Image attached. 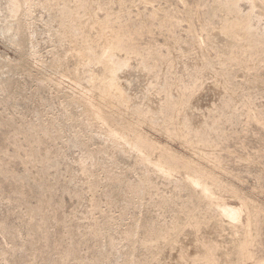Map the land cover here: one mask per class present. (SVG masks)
Wrapping results in <instances>:
<instances>
[{
    "label": "rangeland",
    "instance_id": "1",
    "mask_svg": "<svg viewBox=\"0 0 264 264\" xmlns=\"http://www.w3.org/2000/svg\"><path fill=\"white\" fill-rule=\"evenodd\" d=\"M75 1L54 0L51 10L47 0H31L32 6L23 0L18 16L12 19L9 0H0V264H93L99 256L104 264H124L126 257L139 264H175L171 258L179 247L191 252L197 243L200 246L210 242L220 251L214 255L216 264L264 262V47H255L259 38L264 41V8L257 4L260 1L264 5V0H236L235 3L232 0L237 5L234 10L227 8L230 0H84L87 8L79 9L80 20ZM27 9L31 12L30 17L24 16ZM249 14L251 20L248 22L246 17ZM71 17L81 24L77 23L81 27L77 37L80 38L82 32L85 34L82 41L85 46L80 45L75 37L65 35L63 23L71 21ZM235 21L238 24L248 22V30L237 29L223 34L222 27ZM16 24L21 28L17 36L13 33ZM122 27L127 30L123 33L124 40L131 41L150 65H158L157 70L148 72L138 59H126L127 68L124 67L121 73L117 71L120 76L117 72L114 75L116 90L110 86L108 70H117L118 58L124 60L126 56L120 53L111 60L107 56L110 51L108 42ZM18 39L23 42V47L16 45ZM101 48H105L103 53ZM74 77H78L80 86L72 83ZM168 78L167 93L171 101L182 99V102H188L170 124L186 136L191 145H185L179 139H166L163 131L158 130L160 126L169 127L158 112L164 102L163 81ZM56 81L62 87V92L57 95L52 88ZM5 86L12 90L5 93ZM97 86L105 90L102 99L110 96L114 117L119 120L122 117L124 123L120 120L121 124L128 126L138 119H153L157 128L146 124H140L142 127L138 128L157 148L165 147L172 154L189 158L201 170L207 169L214 178L222 180V184L233 189V193L223 192L226 204L238 207L239 199H244L251 206L256 215L252 227L257 233L252 231L256 237L253 235L255 239L249 248L253 256L249 260L241 262L234 248L235 240L242 237L240 230H236L234 235L225 228L222 234L217 233L213 231L215 221L209 219L210 216L206 218L210 222L205 219L207 223L201 224L199 232L186 226L182 223L184 211L181 205L187 200L185 192H174L172 186L163 185L153 176L151 185L142 190L140 185L144 172L134 159L108 144L105 147L100 137L94 138L93 129L88 127L86 131L85 126H80L84 118L81 114L83 109L80 104L72 105L70 98L76 96L80 89H92L95 95L92 101L101 105L103 100L100 102L99 96L102 89ZM117 101L126 105L122 116L116 112ZM53 116L62 120L63 131L52 129L48 119ZM186 118L188 121H184ZM204 123L207 126L202 139L211 142L205 146L197 144L193 137ZM212 125H215L214 129ZM82 140L89 141L88 148L93 152L90 159L88 151L80 144ZM158 153L154 150L151 158L156 159ZM81 160L85 161L87 172L80 165ZM215 161L219 168L214 166ZM174 177L179 181L183 174H175ZM95 188L97 195L93 193ZM75 189L79 194L75 192L77 195L73 196L68 192L72 190L74 193ZM133 190L136 194L131 197L129 192ZM92 197L99 205L93 214ZM160 198H169L174 203L171 208H156ZM193 209L191 212L193 215L196 213L195 217L198 212L199 217L201 212L207 211ZM174 218L185 225L181 226L183 229L177 228L180 234L171 230ZM242 219L244 224L245 217ZM136 221L137 233L132 237L131 245L126 235ZM164 227L171 233L173 231L171 235L175 234L176 238L171 239L168 232V239L164 242L167 246L162 244V251L153 252L155 257L151 260V254L139 247V243H154L155 235ZM92 229L96 231L97 238H85V233ZM174 239L176 241H172ZM173 245L177 247L175 250ZM166 255H170L169 259ZM105 257H109V261ZM189 260L194 264H205L194 255Z\"/></svg>",
    "mask_w": 264,
    "mask_h": 264
},
{
    "label": "bare ground",
    "instance_id": "2",
    "mask_svg": "<svg viewBox=\"0 0 264 264\" xmlns=\"http://www.w3.org/2000/svg\"><path fill=\"white\" fill-rule=\"evenodd\" d=\"M23 0H9V3H8V5H9V7H10V16H11V18L13 19H15L16 18V16H18V12H19V8H20V2H22ZM25 2H28L29 3V1H31V0H24ZM34 1V0H33ZM52 1L54 2V0H47V5H48V7L49 6H51L52 5ZM67 1V0H66ZM71 1H73V0H71ZM234 1H236V0H233V2ZM239 1V0H238ZM250 2H251V0H249ZM253 1V0H252ZM75 2H77V5H78V12L76 11V14L78 15L79 14V9L81 10H83L84 8H87V7H85L86 5H87V3L85 4V2H84V0H76ZM74 2V4H76ZM146 2V1H145ZM232 2V0H230V3H229V5H228V9H230V10H234V6H237V5H235L234 3ZM257 2V1H256ZM24 3V2H23ZM31 3V2H30ZM29 3V4H30ZM33 3V2H32ZM31 3V4H32ZM37 3V2H36ZM46 3H45V5H46ZM30 4V5H31ZM237 4V3H236ZM258 4V6H260V7H262V8H264V5L263 4H261L260 3V1L257 3ZM25 5V4H24ZM28 5V4H27ZM77 5H74V6H77ZM23 6V5H22ZM29 6V5H28ZM27 6V7H28ZM32 6V5H31ZM30 6V7H31ZM44 6V5H43ZM25 7V6H24ZM46 7V6H45ZM219 7L221 8V5H219ZM52 6H51V10H52ZM252 8H254V6L252 5ZM73 9H74V7H73ZM47 10V9H46ZM45 10V11H46ZM49 10V9H48ZM50 10V11H51ZM76 10V9H75ZM89 10V9H88ZM229 10V11H230ZM238 10V9H237ZM74 11V10H73ZM81 12V11H80ZM83 12V11H82ZM231 12V11H230ZM66 14V13H65ZM71 14V13H70ZM75 14V13H74ZM28 15H29V17H30V15H31V12L27 9L26 11H25V15L24 16H27L28 17ZM250 15L251 14H249V16H247L246 18H247V21L249 22V20H251L250 19ZM22 16V15H21ZM66 16V15H65ZM69 16V15H68ZM72 17H74V15L72 14L71 15ZM76 16V15H75ZM91 16H93L92 14H91ZM236 16H237V14H236ZM245 16V15H244ZM72 17H71V19H72ZM77 17V16H76ZM241 17V16H240ZM79 20L81 19L80 18V14H79ZM93 18V17H92ZM109 18V17H108ZM242 18H243V16H242ZM66 19V18H65ZM64 19V20H65ZM76 19V18H75ZM236 19V18H235ZM243 19H245V18H243ZM95 20V19H94ZM234 20V19H233ZM246 20V19H245ZM11 21V20H10ZM60 21V20H59ZM61 21H63V20H61ZM68 21V20H67ZM75 21V20H74ZM73 21V19L71 20V21H69V22H65V23H63V28H64V32H65V35H67V36H71V37H75L77 40H79V42H80V45H81V43L83 44V37L85 36V34L83 35L82 33L80 34V35H82L80 38H78L79 36V32H81L80 31V28H79V25H81L80 24V22H79V25L76 23V21L74 22ZM95 21H97V20H95ZM108 21H109V19H108ZM238 21V20H237ZM241 21V20H240ZM244 21V20H243ZM103 22V21H102ZM239 22V21H238ZM238 22L236 23V21L234 22V23H230V24H226L225 26H224V23H223V26L224 27H222V29H223V34L225 33L226 34V32H230V31H232V30H237V29H240V30H242L243 32H244V30H248V22L247 23H245V24H238ZM92 23V22H91ZM105 23H106V19H105ZM241 23V22H240ZM99 24V23H98ZM21 25H22V23H21ZM24 25V24H23ZM97 25V24H96ZM100 25V24H99ZM104 25V24H103ZM106 25H108L107 23H106ZM110 25H111V23H110ZM92 26H95V24L94 25H92ZM92 26H91V28H92ZM102 26V25H101ZM10 27V26H9ZM86 27V26H85ZM6 28V27H5ZM4 28V29H5ZM15 28V29H14ZM94 28V27H93ZM107 28V27H106ZM13 33H14V35L15 36H17L20 32H21V28H20V26L19 25H17L16 24V26H14L13 27ZM86 29H87V27H86ZM98 29H100V28H98ZM102 29V28H101ZM109 29V28H108ZM9 30V29H8ZM10 30L12 31V28H10ZM92 30V29H91ZM102 30H104V29H102ZM111 30H113V28L111 29ZM239 30V31H240ZM5 32H6V30H4ZM23 31V30H22ZM82 31H83V28H82ZM85 31V30H84ZM115 31V30H114ZM119 32H115L114 33V35H113V37H112V39H109V42H108V44H109V46H110V51H108L109 52V54H107L108 52H106V54H107V56L109 55V57L111 58V60H112V57H114L115 58V56L117 55V56H119L120 55V53H122V54H124L126 57H123L124 58V60H122L120 57L118 58L119 59V62L117 63V70H116V68L115 69H111V70H108L109 71V75H110V77H108V78H110V80H109V82H110V86H111V88H116V86H115V84H114V75L116 74V72L117 71H119V73H121L122 71L121 70H123V68L125 67V68H127L125 65L127 64L126 62H128V61H126V59L127 60H129V58H131V59H133V58H136V59H138L139 60V63L146 69V70H148V72H149V70H155L156 68H157V65H158V63H157V59H156V63L157 64H153V65H150L147 61H146V59H145V57H144V55L142 54V52H140L139 50H137V48H135L130 42L131 41H125L124 39H125V36H124V34H125V32H127V30L124 28V27H122V28H119V30H118ZM4 32V33H5ZM25 32V31H24ZM63 32V33H64ZM104 32H105V30H104ZM8 33V32H7ZM27 33V32H26ZM101 33V32H100ZM124 33V34H123ZM196 33V32H195ZM248 33V32H247ZM11 34V33H10ZM59 34V33H58ZM57 34V35H58ZM104 34V33H103ZM111 34V33H110ZM222 33H220V35H221ZM230 34V33H229ZM232 34V33H231ZM4 35V34H3ZM12 35V34H11ZM23 35H24V37L26 36V34L25 33H23ZM245 35H246V33H245ZM61 36V35H60ZM78 36V37H77ZM100 36H103V35H100ZM107 36V35H106ZM194 36V35H193ZM192 36V37H193ZM14 37V36H13ZM21 37V36H20ZM23 37V38H24ZM28 37V36H27ZM68 37V38H69ZM108 37V36H107ZM195 37V36H194ZM84 38H86V37H84ZM22 39V38H21ZM72 40L74 39V38H71ZM19 40V39H18ZM71 40V41H72ZM105 40V39H104ZM107 40V39H106ZM9 41V40H8ZM12 41H14V40H12ZM10 42H11V40H10ZM16 42V41H15ZM74 42V41H73ZM22 43L23 42H21L20 40H19V42L16 44V45H18V46H22ZM30 43V42H29ZM75 43V42H74ZM84 43H86V42H84ZM104 43V42H103ZM76 44V43H75ZM107 44V43H106ZM14 45V44H13ZM16 45H15V47H16ZM26 45V44H25ZM87 45V44H86ZM103 45V44H102ZM257 45V44H256ZM83 46H85L84 44H83ZM264 47V41H263V39L262 38H259L258 39V45L257 46H255V47H257V49L259 48V47ZM23 47V46H22ZM29 47V46H28ZM81 47V46H80ZM87 48H89V47H87ZM87 48H83V49H87ZM97 48V47H96ZM100 48V47H99ZM20 49V48H19ZM19 49H18V51H19ZM98 49V48H97ZM103 49H105V48H101V50H102V53H103ZM256 49V50H257ZM96 50V49H95ZM17 51V52H18ZM83 51H86L87 52V50H83ZM106 50H104V52H105ZM24 52V51H23ZM22 53V52H21ZM88 53V52H87ZM90 53H92V52H90ZM96 53V52H95ZM100 53V52H99ZM101 53V54H102ZM149 53V52H148ZM147 53V54H148ZM80 54H83V53H80ZM94 54V53H93ZM105 54V53H104ZM119 54V55H118ZM77 56H79L78 55V53L76 54ZM87 55V54H86ZM96 54H94V56H95ZM150 55V54H149ZM29 56H30V53H29ZM32 56V55H31ZM87 56H91L90 54L89 55H87ZM93 56V57H94ZM99 56H100V54H99ZM106 56V57H107ZM75 57V56H74ZM82 57V56H81ZM102 57L103 58H105L104 57V55L102 54ZM149 57V56H148ZM148 57H147V60H148ZM84 58V57H83ZM82 58V59H83ZM92 58V57H91ZM90 57L88 58V59H91ZM117 58L115 59V61L117 62L118 60H117ZM80 59V58H79ZM109 59V58H108ZM107 58H106V60L107 61H109ZM101 60V59H100ZM228 60H230V59H228ZM228 60L226 61V63H228ZM84 61H86V59L84 60ZM88 61V60H87ZM94 61V60H93ZM102 61V60H101ZM162 61V60H161ZM58 62V61H57ZM90 62V61H89ZM106 62V61H105ZM111 62V61H110ZM160 62V61H159ZM27 63V62H26ZM95 63V62H94ZM107 63H109V62H107ZM113 63V62H112ZM155 63V62H154ZM197 63V62H196ZM14 64V63H13ZM82 64V63H81ZM84 64H85V62H84ZM89 64V63H88ZM93 64V63H92ZM98 64V63H97ZM111 64V63H110ZM109 64V65H110ZM114 64V63H113ZM129 64V63H128ZM199 64V63H198ZM11 65V64H10ZM57 65V64H56ZM115 65V64H114ZM161 65V64H160ZM84 66V65H83ZM162 66V65H161ZM105 67H107V66H105ZM112 67V66H111ZM143 67H141V68H143ZM191 67V66H190ZM189 67V68H190ZM20 68V67H19ZM104 68V67H103ZM103 68H101L102 70H103ZM109 68H110V66H109ZM108 68V69H109ZM124 68V69H125ZM140 68V67H139ZM60 69V68H59ZM86 69V68H85ZM106 68H104V72L106 71L105 70ZM169 69V68H168ZM157 70V69H156ZM198 70H200V68H198ZM121 71V72H120ZM144 71V70H143ZM70 72V71H69ZM87 72V71H86ZM107 72V71H106ZM105 72V73H106ZM118 73V72H117ZM119 73H118V75H119ZM152 73V72H151ZM76 76H78L77 75V73H74ZM163 75V74H162ZM83 75H81V77H82ZM103 76H104V74H103ZM106 76H107V74H106ZM120 76V75H119ZM43 77V76H42ZM59 77V76H58ZM158 77V76H157ZM69 78V77H68ZM78 77H74V79H73V82L72 83H74V84H76L77 86H80L79 85V81H78V79H77ZM46 79V78H45ZM81 79V78H80ZM117 78H115V80H116ZM82 80V79H81ZM147 80V79H146ZM164 80V79H163ZM46 81H47V79H46ZM53 81V80H52ZM92 81V80H91ZM105 82H106V80H104ZM103 81V82H104ZM44 82V81H43ZM97 82V81H96ZM163 82H165V86H164V84H163V86H164V88H163V91H162V88H161V90L160 91H162V94L164 95V102H163V104L160 106V109H159V113H160V115H161V117H162V121L163 122H165V124H168L169 123V127L167 128V126L165 125V124H163V123H161V124H163V125H165V128L162 126H158L159 128H158V130L160 129V130H162L163 131V133L167 136L166 137V139L167 138H169V139H179V140H181L185 145H191V143L189 142V140L186 138V136H183V135H181L180 133H178L179 131H178V129L176 130L175 129V127L174 126H172L171 124H170V122H171V120H173V118H174V116L175 115H177V113L179 112V110L186 104V103H188V102H182V99L181 100H178V102L176 101V102H172L171 101V99L169 98V96H168V93H167V90H168V86H169V78H168V80L166 81V80H164ZM89 83H91V82H89ZM99 83H101V82H99ZM116 83V82H115ZM119 83V82H118ZM93 84V83H92ZM97 85H99L98 83H96ZM60 85H61V83L59 82V81H56L55 83H53V85H52V88H53V91L55 92V94L57 95V94H59V93H61L62 91L60 90V88H62V87H60ZM101 85V84H100ZM199 85V84H198ZM203 85V84H202ZM6 86H7V84H6ZM6 86H5V88H6ZM11 86V85H10ZM77 86H76V88H77ZM102 86H104V84L102 85ZM106 86L108 87V85L106 84ZM215 86V85H214ZM88 87H91L90 85L88 86ZM97 87H101V86H97ZM106 87V88H107ZM118 87V86H117ZM152 87V86H151ZM187 87V86H186ZM9 87H7L6 89H3L4 90V92L6 91V92H8V89ZM82 88V87H81ZM105 88V89H106ZM89 89V88H88ZM101 89H102V87H101ZM107 89H109V88H107ZM121 89V88H120ZM196 89V88H195ZM198 89V88H197ZM219 89V88H218ZM10 90H12L11 88H10ZM9 90V91H10ZM78 90H79V87H78ZM92 90V89H91ZM91 90H86L85 91V89H80V92L76 95V96H71V98H70V100H71V103H72V105L73 104H80L81 106H79V107H82L81 109H83V113H81V114H84V118H83V121H81V124H80V122H78L79 124H80V126H85L86 127V131L88 130V127L90 128V130H94V135H92V136H94V138L95 137H100L101 138V140H103V143H105L106 145H105V147L107 146V144H108V146H112V148H114L115 150L116 149H118V150H120V152L122 151L123 153H124V155L126 156V154H129L133 159H134V161H135V164L138 166V167H140V168H142V170H143V172H144V174H143V180H142V183H141V185H140V187H141V189L142 188H144V187H146V186H149V185H151V181H152V179H151V177L153 176V177H155L157 180H159V181H161L162 183H163V185H167V186H169V187H173L174 189H173V191L175 192H177V193H181V192H185L186 193V195H187V200H185V202H184V204H181L182 205V210L184 211L183 212V214L185 215V217H184V215H183V218H184V220H185V222H184V220H183V222L182 223H186V226L188 225L190 228H192L194 231H198L199 229H201L200 227H201V224H203V222H205V221H207V219H208V217L210 216V218L209 219H212L213 218V220L215 221H212V223L213 224H215V226H214V229L215 230H213V231H215V232H217V233H221L222 234V232L224 231V228L225 229H230L232 232H233V235H234V232L236 231V230H240V234H241V238L240 239H237V240H235V250L237 251V253H238V255H239V259L241 260V262H243L244 260H246V259H248L249 260V258H251L252 256H251V254H250V251H249V248L252 246V244H253V242H254V239L255 238H253V235L254 234H256L257 232L254 230V224H253V218H254V216H255V218H256V215H254V213H253V211H252V208H251V206L244 200V199H239V202H241L240 203V205L237 207H234V206H231V205H228V204H226L225 203V201L223 200L224 199V196H223V192L224 193H227V194H229V193H233V189H230V188H228L227 186H225L224 185V183L222 184L220 181H222V180H218V177H217V179L216 178H214L211 174H210V172H207V169H206V171L203 169V170H201L200 169V167L198 168L195 164H194V161L192 162V161H190V160H188V159H184V157L183 158H181V157H179L178 155H176V154H172L171 153V151L170 152H168V149H166L165 147H159V148H157V145L154 143V142H152V141H150V139H148L147 137H146V134L144 135L143 133H141V131L139 130V128L138 127H140V124H146V125H148L150 128H157V122H155L153 119H146L145 121H143L142 119L141 120H137V122L136 121H132L133 122V124H131V125H129L128 124V126L126 125H124V124H121L120 123V120H121V118L122 117H120V120H119V118L117 119V118H115L114 117V110H113V105L112 104H110V96L109 97H107L106 98V100L107 101H109V103L108 102H106V100L105 99H102V96H103V93L105 92V90H101V94H100V96H99V98H100V102L102 103H100L101 105H95L94 104V102L92 101V99H93V96H95L92 92H91ZM98 90H100V89H98ZM110 90V89H109ZM114 90V92L117 90V88H116V90L115 89H113ZM118 90H119V87H118ZM178 90V89H177ZM176 90V91H177ZM93 91V90H92ZM111 91H112V89H111ZM170 91V90H169ZM195 91V90H194ZM193 91V92H194ZM5 92V93H6ZM118 92V91H117ZM120 92V91H119ZM123 91H121L120 93H122ZM192 92V93H193ZM9 93V92H8ZM118 94V95H121V94ZM159 93V92H158ZM161 93V92H160ZM159 93V94H160ZM175 93V92H174ZM96 94H97V92H96ZM111 94V93H110ZM115 94H116V92H115ZM115 94H112V95H115ZM104 95H105V93H104ZM108 96V95H107ZM122 96V95H121ZM181 96V95H180ZM96 97H97V95H96ZM118 97V96H117ZM124 97V96H123ZM127 97V96H126ZM125 97V98H126ZM195 97V96H194ZM69 98V97H68ZM111 98H113V97H111ZM120 98V97H119ZM118 98V100H120ZM128 98V97H127ZM66 99V98H65ZM179 99H180V97H179ZM190 99V98H189ZM192 99V98H191ZM68 100V99H67ZM95 100V99H94ZM117 100V98L115 99V101ZM128 100V99H127ZM143 100V99H142ZM98 101V100H97ZM185 101V100H184ZM66 102V101H65ZM96 102V101H95ZM118 102V101H117ZM127 102V101H126ZM129 102V101H128ZM116 103V102H115ZM119 103V102H118ZM118 103H116V104H118ZM64 104V103H63ZM126 104V103H125ZM65 105H68V104H66L65 103ZM110 105H112V106H110ZM124 104H122V103H119L118 105H116L117 107V110L118 111H116V112H118L119 113V115L120 116H122V114L124 115V111L127 109V108H124V107H126V105L125 106H123ZM188 105V104H187ZM68 107V106H67ZM159 107V106H158ZM61 108H63V109H65V107L64 106H62ZM68 108H70V107H68ZM140 108V107H139ZM142 108V107H141ZM184 108V107H183ZM62 109V110H63ZM115 109V108H114ZM137 109V108H136ZM187 109V108H186ZM65 111V110H64ZM63 111V112H64ZM68 111V110H67ZM138 111V110H137ZM142 111V110H141ZM192 111V110H191ZM149 112V111H148ZM157 112V111H156ZM127 112H125V114H126ZM137 113V112H136ZM155 113V112H154ZM158 113V114H159ZM65 114V113H64ZM80 114V113H79ZM140 113H138V115H139ZM151 114V113H150ZM149 114V115H150ZM156 114V113H155ZM116 115V114H115ZM127 115V114H126ZM134 115V114H133ZM157 115V114H156ZM65 116V115H64ZM83 116V115H82ZM82 116H81V118H82ZM159 116V115H158ZM62 117V116H61ZM124 117V116H123ZM141 117V116H140ZM149 117V116H148ZM152 117V116H151ZM130 118V117H129ZM136 118H138V117H136ZM136 118H134V119H136ZM146 118V117H145ZM64 119V118H63ZM126 120H127V118H125ZM132 119V118H131ZM175 119V118H174ZM50 122H51V124H52V129H58V130H60V131H63L64 130V128H63V122H61L60 120H59V118L58 117H51V118H49L48 119ZM81 120V119H80ZM79 121V120H78ZM129 121H130V119H129ZM161 121V122H162ZM174 121V120H173ZM184 121H188L187 120V118H186V120H184ZM77 122V121H76ZM121 122L122 123H124L123 122V120H121ZM125 122H127V121H125ZM158 122H159V120H158ZM178 122V121H177ZM202 122V121H201ZM130 123V122H129ZM172 123V122H171ZM184 123V122H183ZM183 123H182V125H183ZM216 123V122H215ZM126 124V123H125ZM92 126V127H91ZM144 126V125H143ZM147 126V127H148ZM206 123H204V125H203V127H201V129H199V130H197V131H195V134H193V137L195 138V142L197 143V144H200V145H210V143H209V141L208 142H204V140L202 139V136H203V134H202V132H205L206 131ZM38 127V126H37ZM141 127H142V125H141ZM140 127V128H141ZM183 127V126H182ZM185 127L187 128V125H186V123H185ZM189 127V126H188ZM195 127H197V126H195ZM205 127V128H204ZM212 127H213V125H212ZM214 127H215V125H214ZM214 127H213V129H214ZM191 128V127H190ZM217 128V127H216ZM215 128V129H216ZM180 129V128H179ZM183 129V128H182ZM195 129V128H194ZM186 130V129H185ZM211 130V129H210ZM217 130V129H216ZM183 131V130H182ZM189 131V130H188ZM208 131H209V129H208ZM213 132V131H212ZM216 132V131H215ZM91 133H93L92 131H91ZM189 133V132H188ZM193 133H194V130H193ZM211 133V132H210ZM187 135V134H186ZM206 135V134H205ZM75 136V135H74ZM78 136V135H77ZM190 136V135H189ZM209 138H210V135H207ZM206 136V137H207ZM84 138H86V137H84ZM203 138H204V136H203ZM208 138V139H209ZM87 139V138H86ZM89 139H91V137L89 138ZM168 139V140H169ZM206 139V138H205ZM207 139V140H208ZM92 140H93V138H92ZM206 140V141H207ZM91 141V140H90ZM87 142H89L88 140H82V141H80V144H82V147H84L85 148V150L86 151H88V159H90V158H92L91 157V154L93 153L88 147H89V145H88V143ZM192 144H193V142H192ZM74 145V144H73ZM184 146V145H183ZM109 148V147H108ZM113 149V150H114ZM114 150V151H115ZM154 150H157L159 153H158V157L156 158V159H152L151 158V156H153L152 155V153L154 152ZM92 152V153H91ZM100 152V151H99ZM98 153V152H97ZM96 153V154H97ZM102 153V152H101ZM95 154V155H96ZM122 154V153H121ZM99 154H97V156H98ZM128 155V156H129ZM93 156V155H92ZM155 156V155H154ZM157 156V155H156ZM202 156V155H201ZM204 156V155H203ZM203 156H202V158H203ZM86 157V156H85ZM130 157V158H131ZM100 158V157H99ZM99 158H97L96 157V159H98L99 160ZM129 158V157H128ZM194 158V157H193ZM206 158V157H205ZM205 158H203V159H205ZM83 159V158H82ZM84 159H87V158H84ZM87 159V160H88ZM101 159V158H100ZM132 159V160H133ZM201 159V158H200ZM94 160H95V157H94ZM93 159H92V161H94ZM107 160V159H106ZM202 161V160H201ZM204 161V160H203ZM202 161V162H203ZM207 161H208V159H207ZM218 161V160H217ZM217 161H215V163L217 162ZM96 162V161H95ZM97 162H99V161H97ZM196 162H197V160H196ZM88 163V162H87ZM206 163V162H205ZM208 163V162H207ZM214 163V166L215 167H217V168H219L220 167V165L218 164V163H216L215 164ZM85 161H83V160H81L80 161V165L82 166V168L86 171V169L84 168V166H85ZM94 164L95 163H93V164H91V166L93 165L94 166ZM99 164V163H98ZM197 164V163H196ZM223 164V163H222ZM100 168H104V167H102L101 165H102V163L100 162ZM108 165V164H107ZM105 166H106V164H105ZM219 166V167H218ZM136 167V166H135ZM213 167V166H212ZM212 167H210L209 166V168H212ZM95 168H97L96 166H95ZM208 168V169H209ZM222 168H223V166H222ZM221 168V169H222ZM92 169V168H91ZM212 169H214L215 170V168H212ZM211 169V170H212ZM137 170V169H136ZM141 170V169H140ZM140 170H139V172H140ZM210 170V171H211ZM218 170V169H217ZM138 171V170H137ZM209 171V170H208ZM222 171V170H221ZM87 172V171H86ZM180 173H182L183 174V178L182 179H180L179 181L177 180V181H175L174 180V175L175 174H180ZM227 173V172H226ZM97 174V173H96ZM93 177V176H92ZM96 177V176H95ZM94 178V177H93ZM97 178V177H96ZM223 182V181H222ZM152 187V186H151ZM150 189V188H149ZM78 190V189H77ZM143 190V189H142ZM147 190V189H146ZM72 191V190H71ZM71 191H68V192H70L71 194H73V196L74 195H77L76 193L79 191H77L76 192V189H75V191H74V193L73 192H71ZM76 192V193H75ZM81 192V191H80ZM229 192V193H228ZM95 195H97L98 194V191H97V189L95 188V191L93 192ZM78 194H79V192H78ZM133 194H136V190H133V191H131V192H129V196H131L132 197V195ZM178 194V195H179ZM230 195H232V194H230ZM234 195H235V193H234ZM233 195V196H234ZM175 196V195H174ZM76 197V196H75ZM130 197V198H131ZM170 197V196H169ZM236 197V196H235ZM93 199H92V211H91V213L93 212V211H95V210H97L98 208L97 207H99V205H98V202H97V199H94L95 197H92ZM172 198V197H171ZM178 198V197H177ZM180 198V197H179ZM174 199H175V197H174ZM181 199V198H180ZM226 200V199H225ZM174 202H173V200H169V198H160V199H158V201L156 202V208H161V209H163V208H171V206H172V204H173ZM179 204V203H178ZM177 204V205H178ZM180 205V206H181ZM91 206V205H90ZM174 207V206H173ZM178 207V206H177ZM195 207V209L196 208H200V209H205V210H207V211H205V213L204 212H201V214L203 213V215H199V217H198V213H197V217H195V215H196V213H195V215H193L192 213L194 212L193 210V208ZM97 208V209H96ZM179 208V207H178ZM37 209V208H36ZM41 209V208H40ZM89 209H90V207H89ZM174 209V208H173ZM176 209V208H175ZM193 209V210H192ZM38 210V209H37ZM180 210H181V208H180ZM191 210L193 211V212H191ZM202 210H200V211H202ZM39 211V210H38ZM41 211V210H40ZM196 211H198V210H196ZM195 211V212H196ZM33 212V210H31V213ZM177 212H178V210H177ZM182 212V211H181ZM186 212V213H185ZM208 212V213H207ZM207 213V214H206ZM89 214H90V212H89ZM93 214V213H92ZM180 214V213H179ZM181 215H182V213H181ZM90 216V215H89ZM242 217L244 218L245 217V220H246V222L244 223V224H242L243 222H242V220H244V219H242ZM207 218V219H206ZM206 219V220H205ZM174 223L172 224L171 223V225H172V228H171V230H174V232L177 230V228H179L180 227V229L182 228L181 226H183L179 221H180V219H179V221H178V219L177 218H174ZM186 220H187V222H186ZM205 220V221H204ZM207 222H210V221H207ZM207 222H205V223H207ZM242 222V223H241ZM30 223V222H29ZM188 223V224H187ZM254 223H255V220H254ZM33 224V223H32ZM44 224V223H43ZM96 224V223H95ZM94 224V225H95ZM207 225V224H206ZM28 226H30V225H28ZM39 226V225H38ZM67 226H69L68 224H67ZM71 226V225H70ZM96 226V225H95ZM185 226V225H184ZM253 226V227H252ZM32 227V226H31ZM137 227H138V221H136V223H135V225H134V228H132V230L130 231V233H128L127 235H126V239L128 240L127 242H129V243H131V245H133V243H132V237H134L135 235H136V233H137V231H136V229H137ZM41 228V227H40ZM185 228V227H184ZM187 228V227H186ZM257 228V227H256ZM183 229V228H182ZM48 230V229H47ZM170 229L168 230V228L167 227H164V228H161L158 232H157V234L155 235V238H154V243H148V242H140L139 243V247L141 246L143 249H144V251H146V252H148L149 253V255L151 254V260H154V257H153V255L154 254H152L153 252H156V251H162V248H163V246H162V244H164V242H166V239H168V238H166V235L167 234H169L170 233V235L173 233V231H172V233L171 232H169V231H171ZM179 230V229H178ZM176 231L177 233H179V231ZM255 231V232H253L252 233V231ZM36 231V230H35ZM38 231V230H37ZM41 231V230H40ZM184 231V230H183ZM169 232V233H168ZM180 232H181V230H180ZM199 232V231H198ZM214 233V232H213ZM180 234V233H179ZM169 235V236H170ZM219 235V234H218ZM232 235V234H231ZM88 236L89 237H91L92 239H95V238H97V234H96V231L95 230H93L92 229V231H88V233H85V235H84V237L85 238H88ZM175 236V234L172 236H170V238L171 239H173V238H176V237H174ZM203 236V235H202ZM202 236H200L201 238H202ZM207 236V235H206ZM255 237H256V235H254ZM168 237V236H167ZM178 237V236H177ZM171 239H170V241H171ZM197 239V238H196ZM200 240H202V239H200ZM134 241V240H133ZM172 241H176L175 239L174 240H172ZM169 242V241H168ZM205 242H207V240L205 241ZM169 243H171V242H169ZM169 243H168V245H169ZM164 245H166V244H164ZM170 245H172V243L170 244ZM199 244L197 243V245H195L194 246V248H193V250L191 251V252H189L188 251V249L187 248H185V247H179L178 249H176L177 251H176V253H174V255H172L173 256V258H171V259H174L175 260V264H194L193 263V260H189V257L192 255H194V256H197L198 257V259H200L201 261H204V263L205 264H216V262H215V256L214 255H216V253H218V251H219V248L215 245V244H212L211 242H210V244H208V245H202V244H200V246H198ZM167 246V245H166ZM176 246V245H175ZM186 246V245H185ZM221 246V245H220ZM130 247H132V246H130ZM172 246H170L169 248H171ZM173 247H174V245H173ZM166 248V247H165ZM164 248V249H165ZM175 248H177V247H174V248H172V249H174L175 250ZM223 248V247H222ZM166 251H167V249H165ZM222 250V249H221ZM169 251V250H168ZM163 252H164V250H163ZM219 253H220V251H219ZM165 254H166V252H165ZM158 256V255H157ZM157 256H156V258H157ZM167 256V255H166ZM101 256H99L96 260H94L93 261V264H98L99 262H101L102 260H101V258H100ZM168 258L167 259H169V257H170V255L169 256H167ZM102 258H104V257H102ZM106 258V257H105ZM108 261H109V257L108 258H106ZM131 259V258H130ZM130 259H128L127 257L126 258H124V264H139L137 261H134V260H130ZM101 260V261H100ZM173 260V261H174ZM105 261V260H104ZM170 261V260H169ZM252 261V260H251ZM256 261V260H255ZM259 261V260H258ZM262 261V260H261ZM107 262V261H106ZM155 262H156V260H155ZM168 262V261H167ZM171 262V261H170ZM58 263H59V261H58ZM102 263L104 264V262L102 261ZM101 263V264H102ZM108 263V262H107ZM106 263V264H107ZM153 263V262H152ZM152 263H150V264H152ZM171 263H173V262H171ZM155 264V263H154ZM159 264V263H158ZM167 264V263H166ZM170 264V263H169ZM256 264H264V262H257Z\"/></svg>",
    "mask_w": 264,
    "mask_h": 264
}]
</instances>
